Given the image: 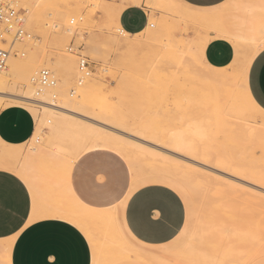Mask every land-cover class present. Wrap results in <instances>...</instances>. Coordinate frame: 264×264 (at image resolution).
I'll return each instance as SVG.
<instances>
[{
  "label": "rangeland",
  "instance_id": "rangeland-1",
  "mask_svg": "<svg viewBox=\"0 0 264 264\" xmlns=\"http://www.w3.org/2000/svg\"><path fill=\"white\" fill-rule=\"evenodd\" d=\"M11 1L15 8L23 13L25 31L30 34L29 37H24L22 41L15 43L16 56L30 51L28 60L38 59L46 62L49 58L54 59L51 57V53L57 54L62 48L64 53L72 55L75 59L77 71L72 78L68 77L70 74L61 68L47 67L55 74L57 85L58 82L62 85L57 91V101L62 100L64 94H67L71 99L79 100L82 87L89 80L96 86V89H90V92H94L91 96H88L89 98H87L89 92L85 96L89 101V104L83 107L87 116L100 118L97 119L99 121H108L107 124L114 121L110 125L117 124L121 125L120 127L130 120L132 123L137 124L141 122L140 125L149 131H160L170 125L169 123H178L180 121L179 116L182 118L191 114L190 112L194 113V110L196 113L203 114L207 105L215 97H220L221 92L223 93V86H219L217 83L212 85L209 80L204 78L203 71L200 73L203 70V60L207 62L204 55L203 59L200 60L202 63L194 58H202L200 49L204 39L207 38L206 36H208L207 44L214 38L225 39L218 36L217 32L209 27L213 23L212 21L216 20L215 11L221 8L222 12L224 11L221 19L223 22H228L231 18V16H228L236 12L233 9H237L232 5L239 6L240 3L246 0H228L212 8H198L189 5L194 14L188 17L178 13L174 19H170L172 21L162 26L161 32H164L160 34L159 38L153 39L138 48L128 50H119L116 47L112 36L122 37V34L116 30L117 28L112 26L107 29L105 27V15L102 8L104 3L109 4L111 0H105V2L103 0H52L48 3L44 0ZM166 1L176 4L174 0ZM176 2L184 3L181 0H176ZM37 4H39V7H36ZM25 5L29 7L25 9ZM68 5L76 7L75 15L65 14V7ZM159 5L158 0H142L138 6H133L138 14L142 16L141 23L144 26L140 30H146L143 31L144 36L148 31L156 29L162 20V16L166 15ZM218 14L220 15L221 12ZM167 15L170 16L171 14ZM180 17H184L183 20ZM188 18L189 20H187ZM71 19L75 23H70ZM218 19L220 18L218 17ZM127 23L130 24V21L128 20ZM124 28L130 32L126 26ZM198 30L200 34H198ZM47 32L49 34L59 32L60 34L56 41H51L44 39ZM198 38H202L201 41ZM185 39L192 44L190 51L193 50L194 53L186 51V48L182 46ZM70 45H73L74 49L67 51ZM181 46L185 49V52H183L186 54L179 52ZM193 46L196 48L194 49ZM195 53L199 56L195 55V57ZM78 54L87 57L91 70L90 74L83 78L81 84L77 83L78 78L81 76L77 66ZM183 56L185 59L181 61ZM190 56L193 58L190 63L192 66L195 65L194 67L189 63L188 57ZM191 57L190 59H192ZM184 61L185 63H182ZM234 66L235 64L232 61L229 66L223 68L228 69L227 72H229L232 71ZM234 87L237 88L235 84ZM72 90H74L73 94H71ZM9 105H22L33 114L32 110L28 108L30 105L17 102L10 103L7 106ZM230 106L233 108H230ZM35 108L40 109L38 106ZM231 109H237L244 115L249 113V119L245 116V120L249 123H258L264 120V114L260 112L257 114V111L255 113V110L251 109L245 102H235L233 105H228L226 107L228 111L226 112L234 115L231 117V114L230 116L227 114L229 117L226 130L221 135L212 133L208 140L210 149L217 156L230 159L229 161L238 166H250L257 172L264 174V144L248 142L245 138H240L238 131L242 126L239 127V122H234L236 114ZM187 111L190 112L186 113ZM253 112L254 114H252ZM34 118L36 122V117L34 116ZM230 118H234L233 121ZM260 119L262 120L260 121ZM127 123L131 124L130 122ZM117 125L115 126L117 127ZM34 136L38 139H33ZM48 138L49 131L47 128H42L36 133L35 127L30 140L21 145V158L23 159L24 156L28 155L33 156V154L35 156L33 162L38 167V181L41 190V197L38 202H47L52 208L64 210L66 203L72 200L66 193V187L55 186L54 180L62 182L63 179L70 177L78 162V157L82 153L77 158L67 153L65 155L69 156L68 158L61 153L54 155L51 147L46 145ZM83 140L84 143L89 144L90 140L88 138H83ZM33 147H36V149L33 150ZM102 149L112 150L125 160L126 163L118 157L114 168L118 184L124 183L125 189L129 184L130 191H133L142 185L157 183L169 186L178 192L181 197H186V201H183L186 207V222L182 229L185 231L190 227L191 230L195 229L199 232L201 235L198 244L206 253L214 257L218 264H264V194L256 192L259 187L253 186V184H250L251 187L253 186L252 189L249 188L250 186H243L241 183H245V181L242 180L241 182L240 179L229 176L231 173L228 169L223 170V172L214 170L218 175L200 168L198 170L196 166L189 164L183 167V165H180L183 162H177V160H175L176 164L175 161L170 162V160L169 162L157 161L154 163L136 159L137 161L133 162V165L122 152L108 147ZM91 150H94V148L86 150L83 154ZM63 158L64 161H62ZM61 161L62 164H60ZM0 168L11 171L18 176V173L10 168L1 165ZM231 178L237 182H233ZM105 179L103 175L98 177L100 181ZM120 204H117L116 207L119 213L117 209H114L115 213L109 214L107 212L101 217H97V222L94 220L92 222L95 223H89L91 225L89 226L93 227L92 231L90 230L94 236L93 243L97 245L96 252L91 247L92 253L94 252L93 256L99 259V264H147L138 257H132L130 260L123 258L115 261L110 258V260L107 257L109 254L106 253L108 251L100 245L102 243L97 244L99 242L98 238L104 236L109 239L112 235L114 236L113 233L116 236L117 228L113 222L117 223L118 219V222H122L121 225L129 238L136 244L145 245L151 251L162 248L168 250L179 248L183 240L181 232L173 241L159 246L147 245L136 240L130 235L123 223L122 206ZM119 206L120 208H118ZM67 212L74 214L71 208H68ZM33 213H35V210ZM108 226L110 229L107 228ZM90 227L89 229H91ZM93 230L98 233H94ZM113 236L114 239H120L119 236ZM122 240L123 238L119 241Z\"/></svg>",
  "mask_w": 264,
  "mask_h": 264
},
{
  "label": "bare ground",
  "instance_id": "bare-ground-1",
  "mask_svg": "<svg viewBox=\"0 0 264 264\" xmlns=\"http://www.w3.org/2000/svg\"><path fill=\"white\" fill-rule=\"evenodd\" d=\"M44 1L48 3V1L52 0ZM103 1L105 2V0ZM141 1L142 0H111L109 4L104 3L102 12L105 15V27L107 29H110L112 26H114L117 28L116 30H118L119 33L122 34L121 38L113 36L116 47L119 50L138 48L153 39L159 38L160 34L164 32H161L163 28L162 26L172 21L170 19H174L178 13L182 16L188 17L191 14H194L191 7L185 3H178L176 2V0H174V3L176 4H171L166 0H158L160 4L159 7L164 10L166 14L165 16H162L160 24L157 23L158 27L156 29L148 31L147 34L145 33L146 36H144L143 33V31L146 30H141L137 33L131 34L122 28L119 21L120 14L128 4L139 5ZM262 2H264V0H246L245 2L240 3L239 6L232 5L237 9H233L236 10V12L228 16H231L230 21L228 22H223V20L221 19L222 13L224 14V11L222 12L221 8L215 11V15L217 16L216 20L214 19V21H212L213 23H211V26L209 27L214 29L217 32L214 33H216L218 36L224 37L225 39L229 40L230 43H232L235 52L233 58V63L235 64V66L232 67V71L227 72L228 69L225 70L223 67L218 68L212 66L204 60L202 63L200 60L203 59V53L205 49L204 47H206L205 44H207L206 41L208 39V36H206L207 38L203 37L205 39L204 41L202 40L203 43L201 42L202 45L200 49L202 58L199 57V59H194L199 60L203 64V70H201L200 73H202L203 71L204 78L209 80L212 85H215V83H217L219 86H223V93L221 92L219 94L218 92V94L221 96L215 97L207 105V108L209 107L208 109L202 108L205 109L203 114H199L200 112L196 113L195 110H190L195 114L187 111L186 113L190 112L191 114H188L187 116H184L182 118L179 116L180 121L178 123H169L170 125H167L160 131H149L142 125H140L141 122L140 124H137L134 122L132 123L131 120L126 121V124L122 125V127H120L121 125L119 126L115 124L117 125L116 127L115 125L112 126L114 121L107 124L106 122L108 121L105 122V120H102V122L101 120H97L100 118H95L90 115L91 117H93L91 118L89 117V115L87 116V114L84 113L83 107L89 104V101H87L85 96L89 92V95L87 94V98H89L88 96H91V94L94 92L92 90V92H90V89H96V86H94V84L89 80L83 85L79 100L71 99L67 94H64V96L62 97L63 99H59L60 101H57L58 99H54V93L57 94L59 87L62 86L60 82H58V85L53 89L46 88L42 89L41 92H36V90H34L33 81L34 75L40 67L46 66L52 68L54 66L56 69L61 68L69 73L70 76L68 75V77L71 78L76 74L77 67L74 57L70 54L64 53L62 51V48L57 52V54L51 53L50 55L54 59L49 58L46 62L45 60L43 61L38 59L28 60L30 51H27L29 54L22 53L23 55H18L16 57H13L12 54H10V57L7 61L8 67L0 72V89H3L0 90V108L7 106L10 103L12 104L13 102L30 105L28 106V108L32 110L34 116L36 117V133H38V131L42 128L48 129L49 138L46 141V145L51 147L52 153L54 155L59 153L65 155L67 153L68 155L77 158L81 153L83 154V152L88 149L94 148V150H98L102 149L103 147H108L122 152L126 156V158L130 162H132L133 165V162H136L137 160H145L148 162L151 161L154 163L157 161L169 162L170 160V162H174L175 160H177V162H183L180 163V165H183V167L187 166L186 164H189L196 166L197 169L200 168L201 170L213 172L214 174H218L216 171L214 172V170L223 172V170L228 169L231 173L229 174V176L240 179L241 182L242 180L245 181V183L239 182L240 180L238 181L239 183L243 184V186L248 187L250 186V184H253V186L255 185L256 187H259V189H257L259 191L254 189L256 190V192L264 194L263 173L257 172L253 169V167L238 166L237 164L229 161L230 159L217 156L208 145V140L212 133L221 135L224 130H226V123L228 121V117L231 114H228L226 112L228 111L226 110V107L228 105H233L235 102H245L251 109L255 110V113L256 111L257 114H259L258 112H260L259 109H256L252 105H250L248 95L245 93L244 89H240L238 87L235 89L234 84L236 85V81L243 78L245 88L247 87V73H245L244 76L241 77L244 63L245 61H247L249 64H251L252 60L249 58V53L255 49L257 44H259L261 41H264V34H262V29H264V10H262L260 7ZM217 11H220L221 14L219 15L218 13L220 12ZM65 14L75 15L76 7H74V5L66 6ZM167 14L171 15L168 16ZM218 17L220 19H218ZM187 20H189V18ZM59 34V32L53 34H49L47 32L44 35V39L56 41ZM198 34H200L199 30ZM198 39L201 41L202 38ZM182 44V46L186 48V51H190L192 49V44L189 41H186V39ZM182 46L181 49L179 48V52H185V49L182 48ZM190 52L194 53L193 50ZM195 55L197 54L195 53L194 56ZM65 56H67V58H63ZM198 56L199 55H197V57ZM190 57H188L189 63L190 60L193 61V58L191 57L192 59H190ZM184 59L185 58L183 56V59H181V61ZM182 63H185V61ZM235 75L236 77L234 78ZM21 80H23V87L19 86ZM41 97H43V99H41ZM3 102L6 103L3 104ZM34 105L35 107H40V109H36ZM211 108L212 110H210ZM230 108L233 107L230 106ZM76 109L79 110L77 111ZM231 110L235 111V118L237 120L234 118L230 119H234V122L236 123L239 122L238 124L240 126H237H242L240 131H238L240 133L239 136H241L240 138L243 137V139L245 138V140H248V142L251 141L261 145L264 144V120L260 119V121L262 120L261 122L249 123L247 120H245L246 118H250L248 117L249 113H247V115H244L237 109ZM252 114H254V112ZM232 115L234 114H231V117ZM245 116L247 117L245 118ZM127 122H130L131 124H128ZM110 123L112 124L110 125ZM83 138H88L90 140L88 142L89 144L84 143L85 141L83 140ZM178 145L184 146L185 150L176 152L175 148ZM33 149L35 150L36 147H33ZM42 150L44 149L42 148ZM21 155V145L8 144L0 138V165L2 167L4 166L10 168L16 173L28 169L33 164V159H35V156L34 154L33 156L28 155L24 156V158L22 159ZM66 156L67 155H65V157ZM68 157L69 156H67V158ZM64 158L62 159V161H64ZM172 158L175 159L173 160ZM62 161L60 164L63 163ZM177 162L175 161L176 164ZM220 176L223 177L222 175ZM231 180L233 179L231 178ZM233 182L237 181L233 180ZM54 185L66 187V192L70 193L69 177L63 179L62 182H59V180L55 179ZM252 187L250 186L249 188L252 189ZM71 199H74V197ZM117 206L118 205H116L114 209H117ZM70 208L72 209V211H74V214L55 208L49 209L48 212L52 215H58L59 217H65L66 219L73 221L74 223H76L75 225L80 228V231L82 230L87 237L92 236L94 238L93 234H91L92 229H89L91 225L89 226L88 224L96 220L97 217H101L103 215V211L98 208L96 209L89 207V209L85 208L86 211H84V213H80L77 211L76 207L73 206ZM118 208H120V206ZM111 209L112 208L106 209L109 214L113 213V210ZM117 211L119 213L118 209ZM33 215L35 216L36 214L34 213ZM118 220L117 223H114V220L112 221L113 224H116L115 227L117 228L116 236L115 233H113L114 236H112H119V238H123L125 242H122L123 240L119 241L120 239L117 238L114 239L112 238V236V239L109 238V236V239L101 236L102 238H98V243L94 240L97 244L102 243L100 245L104 250L106 249V251H108L106 252L107 254H109L107 255L108 259L111 258L115 261L120 258L128 259L132 257H138L148 262L149 264H218V261H216V259L214 257H211L208 253H206L205 250H203L198 244V240L200 239L201 234L195 229L191 230L190 227L187 226L188 228L184 231V233H182L183 240L181 241L180 246L177 250H168L162 248L157 251H151L145 245L134 243L129 238L124 227L121 225L122 222L119 221L121 222L119 223ZM115 227H113V229H115ZM107 228H109V226ZM9 241L8 246L12 245H9ZM89 242L91 247H93V251L96 252L95 248H97V245L93 243V240ZM93 254L94 252L92 253L90 264H93V261H95V264H99V259L96 256H93ZM100 257L102 258V256Z\"/></svg>",
  "mask_w": 264,
  "mask_h": 264
},
{
  "label": "crops",
  "instance_id": "crops-1",
  "mask_svg": "<svg viewBox=\"0 0 264 264\" xmlns=\"http://www.w3.org/2000/svg\"><path fill=\"white\" fill-rule=\"evenodd\" d=\"M181 1L193 7L212 8L228 0ZM133 6L138 5L128 4L119 18L122 28L127 31L126 26L131 34L144 26L141 14ZM234 53L229 40L214 38L206 45L204 58L212 66L226 67L232 63ZM262 83L264 62L257 60L252 71V84L257 94ZM35 127L34 115L27 108L19 105L1 107L0 138L4 142L22 145L33 136ZM118 157L125 162L119 154L107 149L80 155L72 170L77 179L75 187L92 194L82 200L78 192L72 191L70 183V193H66L74 199L66 203L64 210L74 206L78 212L84 213L85 208L91 207L105 214L107 208L114 212V207L121 203L123 223L136 240L152 246L173 241L186 222L184 202L177 205L168 195L170 192L179 195L178 192L157 183L145 184L133 191H130L129 184L125 189V184H118L116 180L114 168ZM100 175L106 179L98 180ZM101 183L104 186L97 188L96 184ZM51 208L47 202H37L34 208L30 192L21 186L17 175L0 168V264H90L92 249L86 234L73 221L50 214L48 210ZM8 241L12 245L8 246Z\"/></svg>",
  "mask_w": 264,
  "mask_h": 264
},
{
  "label": "snow or ice",
  "instance_id": "snow-or-ice-1",
  "mask_svg": "<svg viewBox=\"0 0 264 264\" xmlns=\"http://www.w3.org/2000/svg\"><path fill=\"white\" fill-rule=\"evenodd\" d=\"M28 7H29L28 5H25V9H27ZM36 7H39V4H37ZM260 7L262 10H264V2L261 3ZM73 23L75 22L73 21ZM9 31L10 29L8 27H5L3 29V34H0V50L5 52L6 60L8 59L7 54L9 52L12 54L13 57H16V50L13 47V45L16 43L15 35L19 34L16 33L13 36H9L8 35ZM262 34H264V29H262ZM5 44H7V48H3V45ZM67 51H71V49L69 48ZM63 58H67V56ZM249 58L252 60L253 63L249 64L247 61H245L244 68L241 72V77H243L244 74L247 73V87L245 88V83L243 78L238 79L236 81L235 86L240 89H244L245 93L248 95L250 105H252L256 109H259L261 113H264V83L261 84L258 94H257V90L252 84V71L254 64L257 62V60L264 62V41H261L259 44L256 45L255 49L249 53ZM77 66L79 67V61H77ZM19 86L23 87V80L20 81ZM41 99H43V97H41ZM76 110L78 111L79 109ZM33 139H38V137L34 136ZM184 150H185L184 146L181 145H178L175 148L176 152H181ZM17 179L21 183V186L26 187L30 192L33 199V205L35 208L37 202L40 201V197H41V190L38 181L37 164L33 162V164L28 169L20 171L18 173ZM69 182L73 185L72 191L78 192L82 200L87 199V195L92 194L90 192L89 193L81 192L79 188L75 187V185L77 184V179L74 171L71 173L69 177ZM93 183L95 184V181H93ZM103 186L104 185L102 183L96 184L97 188H102ZM168 195L176 201L177 205H181L182 201H186V197H181L174 192H170L168 193ZM180 232L182 234L184 232V229H180ZM87 239L91 241L93 240V237L88 236ZM93 264H95V261H93Z\"/></svg>",
  "mask_w": 264,
  "mask_h": 264
},
{
  "label": "built area",
  "instance_id": "built-area-1",
  "mask_svg": "<svg viewBox=\"0 0 264 264\" xmlns=\"http://www.w3.org/2000/svg\"><path fill=\"white\" fill-rule=\"evenodd\" d=\"M70 23H73V19L70 20ZM5 27H8L10 29L8 33L9 36H13L16 33H19L18 35H15L16 43L22 41L24 37L30 36V34H27L25 31L23 13L15 8L11 0H0V34H3V29ZM3 48H7V44L3 45ZM69 48L71 49V51L74 49L73 45H70L68 49ZM10 54V52L7 54L8 58ZM78 58V70L81 76L80 78H78L77 83L81 84L83 78L87 77L90 74L91 70L87 57L78 54ZM7 61L8 59H5V52L0 50V72L6 69ZM33 84L35 86L36 92H41L42 89L55 88L57 86V79L51 69L42 67L38 70ZM73 93L74 90H72L71 94ZM53 98H57L56 93H54Z\"/></svg>",
  "mask_w": 264,
  "mask_h": 264
}]
</instances>
